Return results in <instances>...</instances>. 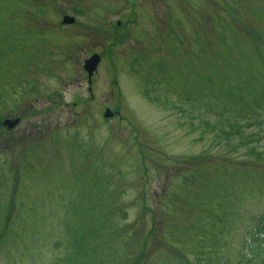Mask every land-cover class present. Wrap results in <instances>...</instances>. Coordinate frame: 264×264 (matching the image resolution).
<instances>
[{
	"label": "rangeland",
	"instance_id": "374dc122",
	"mask_svg": "<svg viewBox=\"0 0 264 264\" xmlns=\"http://www.w3.org/2000/svg\"><path fill=\"white\" fill-rule=\"evenodd\" d=\"M63 13L77 22L60 26ZM10 116L0 264H249L264 211V0H0Z\"/></svg>",
	"mask_w": 264,
	"mask_h": 264
},
{
	"label": "trees",
	"instance_id": "16d2710c",
	"mask_svg": "<svg viewBox=\"0 0 264 264\" xmlns=\"http://www.w3.org/2000/svg\"><path fill=\"white\" fill-rule=\"evenodd\" d=\"M242 256L249 264H264V211L258 216L254 230L247 236Z\"/></svg>",
	"mask_w": 264,
	"mask_h": 264
},
{
	"label": "water",
	"instance_id": "95a60500",
	"mask_svg": "<svg viewBox=\"0 0 264 264\" xmlns=\"http://www.w3.org/2000/svg\"><path fill=\"white\" fill-rule=\"evenodd\" d=\"M75 18L73 16L70 15H65L64 17V22H72L74 21ZM101 60V56L98 53H94L93 55H91L89 58L86 59L85 61V69L88 72L89 77L91 78L92 75L94 74V72L96 71L98 64ZM91 81V80H90ZM114 114V112L110 109L107 108L105 111V115L106 116H112ZM20 121V118H16V119H7L5 120V123L9 124L11 127L15 126L18 122Z\"/></svg>",
	"mask_w": 264,
	"mask_h": 264
},
{
	"label": "flooded vegetation",
	"instance_id": "af4514ba",
	"mask_svg": "<svg viewBox=\"0 0 264 264\" xmlns=\"http://www.w3.org/2000/svg\"><path fill=\"white\" fill-rule=\"evenodd\" d=\"M65 14L73 15V16L75 17V20H74L73 22H71V23H63V18H64V15H65ZM139 18H140V15H139V16L137 15V17H135V20L139 21V20H140ZM76 20H77L76 15L71 14V13H63L62 16H61V20H60V24H61V25L59 24V20H58L57 23H58L60 26H62V25H63V26H65V25H74L75 22H77ZM125 20H126V24L123 23V24H124V28H126L127 26L133 24V20H134V18H129L128 16H126V19H125ZM160 21L163 22V24H164L166 27H168V28L170 29V32H171V33L173 32V31H172V30H173V29H172L173 27H172L171 24L169 25V23H168L167 21H164V20H162L161 18H160ZM152 22H153V21H152ZM116 24H117V27H118V28H120V27L123 26V24H122V20H118V22H117ZM157 29H158V33H157V35H155V37H157V36H158V37H162L161 34H160V30H159L158 27H157ZM125 30L127 31V28H126Z\"/></svg>",
	"mask_w": 264,
	"mask_h": 264
}]
</instances>
